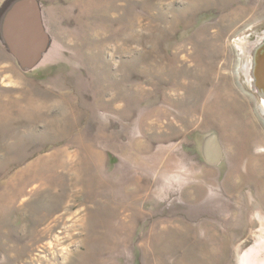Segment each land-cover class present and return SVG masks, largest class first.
Instances as JSON below:
<instances>
[{
  "label": "rangeland",
  "instance_id": "obj_1",
  "mask_svg": "<svg viewBox=\"0 0 264 264\" xmlns=\"http://www.w3.org/2000/svg\"><path fill=\"white\" fill-rule=\"evenodd\" d=\"M263 107L264 0H0V264H264Z\"/></svg>",
  "mask_w": 264,
  "mask_h": 264
},
{
  "label": "bare ground",
  "instance_id": "obj_2",
  "mask_svg": "<svg viewBox=\"0 0 264 264\" xmlns=\"http://www.w3.org/2000/svg\"><path fill=\"white\" fill-rule=\"evenodd\" d=\"M21 1V0H20ZM18 5V4H17ZM13 7V6H12ZM16 7V6H15ZM13 11V10H12ZM16 18V17H15ZM6 43V42H5ZM10 43V42H9ZM12 45V44H11ZM264 108V107H263ZM218 141H214L213 143L211 142H209V145H208V147H207V149H208V152L210 153V151L212 150V148H214L215 150H221V146L219 145V143H217ZM214 156V155H213ZM220 156H221V153H220ZM211 158H212V156H211ZM218 158V157H217ZM215 160H217V159H215ZM219 158H218V162H219ZM256 245H258V246H260L261 248H262V243H260V244H256ZM260 253V252H259ZM258 254V253H257Z\"/></svg>",
  "mask_w": 264,
  "mask_h": 264
}]
</instances>
